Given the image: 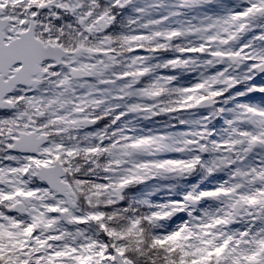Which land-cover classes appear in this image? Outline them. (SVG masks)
<instances>
[{
	"label": "snow or ice",
	"instance_id": "obj_1",
	"mask_svg": "<svg viewBox=\"0 0 264 264\" xmlns=\"http://www.w3.org/2000/svg\"><path fill=\"white\" fill-rule=\"evenodd\" d=\"M0 264H264V0H0Z\"/></svg>",
	"mask_w": 264,
	"mask_h": 264
},
{
	"label": "rangeland",
	"instance_id": "obj_2",
	"mask_svg": "<svg viewBox=\"0 0 264 264\" xmlns=\"http://www.w3.org/2000/svg\"><path fill=\"white\" fill-rule=\"evenodd\" d=\"M227 2H228V1H227ZM227 2H226V3H227ZM198 179H199V177H193L192 180L184 182V185H183L182 190H187L186 186H187V185L194 184ZM210 179H211V180H214V179H216V178L213 177V178H210ZM152 183H153V187H155V186H156L155 182H152ZM163 183H166V182H163ZM210 186H211V184H210L209 182H208V183H204V184L201 185V187H210ZM148 190H149V189L146 188L145 186H141V189H139L138 194L143 195V194H144L145 192H147ZM164 195H165L164 193H159L158 196H157V197H153V199H157L158 197H162V196H164Z\"/></svg>",
	"mask_w": 264,
	"mask_h": 264
},
{
	"label": "flooded vegetation",
	"instance_id": "obj_3",
	"mask_svg": "<svg viewBox=\"0 0 264 264\" xmlns=\"http://www.w3.org/2000/svg\"><path fill=\"white\" fill-rule=\"evenodd\" d=\"M147 126V125H146Z\"/></svg>",
	"mask_w": 264,
	"mask_h": 264
}]
</instances>
